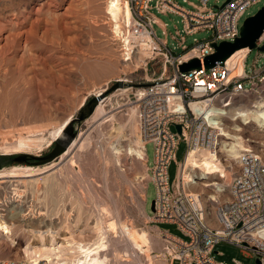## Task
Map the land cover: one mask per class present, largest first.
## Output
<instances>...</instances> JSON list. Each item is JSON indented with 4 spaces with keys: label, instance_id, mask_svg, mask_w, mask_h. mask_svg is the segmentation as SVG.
<instances>
[{
    "label": "rangeland",
    "instance_id": "1",
    "mask_svg": "<svg viewBox=\"0 0 264 264\" xmlns=\"http://www.w3.org/2000/svg\"><path fill=\"white\" fill-rule=\"evenodd\" d=\"M43 1L0 0V20L6 18L11 11L39 5ZM107 1H52L54 15L61 14L68 3H71L72 9H69L67 14L75 10L73 15H66L64 20L62 19V22H67L61 23L51 18L57 23L56 26V23L53 24L49 18V25L51 26L52 23L54 27L52 36L55 35L60 39L56 37V41L52 42H50L52 37L49 42L47 39L44 40L47 42H42L43 39L39 40L36 48L30 51L41 57V60L45 59L40 65L42 68H37L35 77L30 76L31 79L24 73L22 66L24 63L20 64L16 61L21 51L14 48L9 51L0 50L2 53V56L0 54V157L2 158L0 170L17 169L16 177L0 178V204L6 208L13 200L20 201L19 203L23 204L24 214L23 218L14 223L6 221L10 225V233L5 234L0 231V258H14L28 263L31 254L26 256V251L49 246L53 234L55 238L53 246H58L61 250L59 254L63 260H70L75 254L69 250L70 248L59 244L64 240L93 242L97 238L95 226L97 220L101 221L104 227L106 225L107 264H167L164 256V237L162 231L156 229L154 224L159 229L183 237L175 224L150 221L148 215L153 213L150 206L156 192L152 182L147 186L143 161L128 153L126 157L125 151H122L118 157L113 153L112 147L118 146L116 130H120L124 135L123 145L121 144L123 148L128 145L134 146V135L130 133L126 124L128 115H124L123 111L114 110L123 102L116 96H112L105 105L101 103L102 113L93 117L97 106L100 105L97 104L90 116L74 124L75 138L69 137L68 152L65 154L63 152L57 159L58 163L50 161L45 164H35L10 161V158L22 153L30 155L47 153L53 142L64 135L69 121L76 116L86 101L101 89L106 87L108 90L117 79H124L123 87H128L125 92L127 93L134 91L139 84L147 83L145 78L150 80L160 74V58L146 65L143 61L145 54L124 60L117 33L114 31V21L106 11ZM188 1L200 4L198 0ZM225 1L207 0L206 5L215 8V5L219 6ZM177 2L192 8L186 1L177 0ZM154 3L155 0H152L150 5ZM262 5V2H258L248 7L239 20V26L247 16L254 14ZM151 13L166 23V36L158 24H154L153 28L159 38L166 37L167 46L174 54L182 52L178 45L180 39L172 38L176 30L184 36L183 44L187 47L208 38L211 34L205 29L185 34L180 16L171 13L160 14L155 8H151ZM122 21L121 19L120 25ZM62 24L67 25L65 30ZM59 27L62 28L61 31ZM66 39L69 45L65 44ZM12 54L14 59L9 60ZM263 65L264 53L252 48L244 61L245 70L250 73L253 68L261 69ZM50 68L53 69L49 71ZM167 72H173V67L168 66ZM261 99L264 100V94L241 96L235 100L232 107L251 108L256 100ZM66 118L68 122L62 133L54 139L53 132ZM222 123L225 133L240 137L242 145L254 150L264 161V125L261 127L254 122L244 123L241 118L231 120L228 116L222 118ZM170 129L176 131L173 125ZM135 136L139 140L137 121ZM21 140L23 141L20 143ZM223 140L231 141L225 137ZM226 147V143L223 142L219 153L216 154L225 171L224 177H220V173L216 172L209 175L208 179H199L198 176L203 168L198 167L188 171L191 178L197 182H186L188 189L200 193L205 201L217 197L219 200H224L228 196L226 190L220 192V189L227 185L233 171L238 168V158L231 155ZM185 150V143L178 142L174 158L167 169L170 185L177 177V165L183 160ZM146 154L147 164L152 167L154 148L150 142L146 145ZM57 165L58 167L55 168ZM26 166L46 171L31 177H21ZM3 181L8 182L7 187H3ZM214 182L218 185H204ZM111 220L116 223L115 230L107 226V222ZM124 225L137 231L145 230L149 237V248L142 246L141 250L136 249L126 236ZM213 257L224 264H253L255 260L251 252L250 255H246L242 249L227 242H220L215 246ZM172 264L179 262L174 260Z\"/></svg>",
    "mask_w": 264,
    "mask_h": 264
},
{
    "label": "built area",
    "instance_id": "2",
    "mask_svg": "<svg viewBox=\"0 0 264 264\" xmlns=\"http://www.w3.org/2000/svg\"><path fill=\"white\" fill-rule=\"evenodd\" d=\"M126 1L131 20L122 21L117 33L122 56H131L128 59L131 60L135 55L145 54V65L160 58V74L150 80L145 78L147 83L127 93L124 79L119 78L116 81L121 85L112 93H105V87L98 91L99 95L98 92L94 95L101 97L98 104L103 105L116 96L123 102L114 110L128 116L131 110L135 113L144 151L141 160L146 169V183L148 186L152 182L156 192L153 213L147 215L153 223L175 224L183 235L162 231L167 264L174 260L179 264H224L213 257L214 248L220 242L232 244L246 255L251 252L264 264V238L259 235L264 231V161L261 156L249 148L240 153L238 168L225 187L228 196L224 200L217 197L205 201L200 193L189 190L182 179V163L189 150L206 149L218 154L221 144L228 142L223 140L224 124L215 110L230 108L241 96L264 94V65L261 69L253 68L250 73L244 68L248 47L244 55H236L230 61L226 59L223 64L206 68L203 63L206 56L215 52V45L222 41L233 42L239 36V20L246 9L258 2L264 4V0H226L215 8L207 7V0H198L199 5L183 0L192 8L177 0H155L153 5H150L152 0ZM151 8L160 14L180 16L185 34L204 29L211 34L187 47L183 44L184 36L176 30L172 38L180 39L178 45L182 52L174 54L167 46L166 37L156 35L153 25L158 24L166 36V23L152 14ZM255 44L264 46V30ZM192 58L200 61V68L181 71L178 66ZM240 58L242 68L236 71ZM168 66L173 67V72H167ZM173 124L180 125V133L170 129ZM180 141L185 143L186 150L177 165V177L170 185L167 169ZM149 142L154 148L152 167L147 164ZM0 264L28 263L0 258ZM34 264L48 263L39 260Z\"/></svg>",
    "mask_w": 264,
    "mask_h": 264
},
{
    "label": "bare ground",
    "instance_id": "3",
    "mask_svg": "<svg viewBox=\"0 0 264 264\" xmlns=\"http://www.w3.org/2000/svg\"><path fill=\"white\" fill-rule=\"evenodd\" d=\"M52 1L53 0H44L43 2L39 3V5H31L28 7L26 6L24 8L17 9L16 11H13V12L11 11V13H9V14L7 13L8 16L6 18L0 20V50L2 49L3 51H9L11 48H14L17 51H21L20 56H19V58H17L16 61L20 64L24 63V65H22L24 67V73L26 75H28L29 78H30V76L35 75L36 69L41 67L40 66V65H42L41 63L45 60V59L41 60V57L39 58L38 55H34L30 51L32 49L36 48L39 40L43 39L42 42H47V40L49 42L51 40V37L53 39L50 42L55 40L57 36L56 37H55V35L52 36V34H54V32H53L54 22L56 20H58L59 22L61 21V23L67 22V21L62 22V19L64 17H66V15H68V16L73 15L74 10H75L74 9L75 7H74L73 8L74 10H72L73 13L67 14L69 9H72V7L70 5L71 3L70 4L68 3L65 6V8H63L64 11H62L61 14L59 13V14L54 15L53 10H52V5H53ZM75 4H76V2H75ZM106 11H107V14L110 16V18L114 21L113 27H114L115 33H118L120 30V23L119 22L121 19L124 22L131 20L130 10H129V6H128V3L126 0L125 1L124 0H108L107 5H106ZM49 18H50V20H51V18H53L55 20L54 22L51 20L53 23V24L51 23V26L49 25L50 24ZM72 22H73V19H72ZM69 24H70V22H69ZM56 25H57V23L55 24V26ZM67 25H68V23H67ZM67 25L65 26V24H64L63 26H65V27L62 26L64 28V30L67 28ZM68 27L70 29V26H68ZM71 27H72V25H71ZM61 29L62 28H60L59 31H61ZM74 29H75V26H74ZM55 30H56V27H55ZM62 32L64 33V31H62ZM66 32H67V30H66ZM60 37H61V35H60ZM45 39H47V40L44 41ZM58 39H60V38H58ZM66 40H67V42H65V41L64 42H65V44L66 43L68 44V39H66ZM71 40H72V38H71ZM62 41H63V39H62ZM45 45H47V44H45ZM47 49H48V47H47ZM246 51H247V47L240 48V49L236 50L234 53H232L227 58V61H230L236 55H240V56L244 55V53H246ZM0 54L2 56L1 51H0ZM127 54L129 55V53H127ZM58 57H60V56H58ZM129 58H131V56H128L124 59L126 61ZM8 59L13 60L14 59L13 54H12V57H9ZM47 66H49V65L47 64ZM50 67H52V66H50ZM240 68H242V59L241 58L239 59L238 64H236V71H238ZM5 69H4V72H5ZM52 69L50 68L49 71ZM49 71L47 70V73ZM53 71H52V74H53ZM20 74H21V72H20ZM45 74H46V71H45ZM41 75L42 74H40V76ZM48 78H49V76H48ZM48 78L46 80H48ZM46 80H44V83ZM51 80H53V79L51 78ZM38 81H40V80H38ZM38 81H36V82H38ZM41 81H42V79H41ZM32 83H33V80H32ZM39 83H41V82H39ZM36 84H38V83H36ZM99 94H100V92L97 93V95H99ZM99 104L100 105L97 106V108L93 114V117L102 113V105H101V103H99ZM195 105L196 104H192L193 107ZM207 111L209 112L210 110H207ZM215 111H216L215 114L217 115V118H220V119L225 117V116H228L231 118V120H234L236 118H241L244 123L254 122L261 127L264 125V100H262V99L256 100L251 108H246V107L235 108V107L231 106L228 109H223V108L219 107V109H217ZM129 114L130 115L127 118L126 124L128 125L127 127H129V129H130V133H132L134 135V140H133L134 146H130V145L127 146V144H126L127 147L123 148L122 141L124 140V135L121 134L120 130H118V131L116 130V132L118 133V134H116L118 136L117 137L118 139L117 140L115 139V140L117 141L118 146L112 147L113 153H115L118 157V155H120L122 153V151L123 152L125 151L126 154L127 153L129 155L132 154L137 159L141 160L142 158H144V151L142 148V142H140L139 140H137L135 138L136 137L135 136V131H136L135 113L133 110H131V112ZM68 118H66L62 122V124H60L56 128V130L53 132L54 139H56V137L60 136L64 126L68 122ZM118 129H119V127H118ZM222 135H224L226 139L231 140L230 142H225L226 146L228 147V148L226 147L227 151H229L231 155L238 158L240 155V152L248 149L242 145L240 137L225 133L224 129H222ZM22 141L23 140H21L20 143ZM81 143H82V141H81ZM66 151L68 152V150H66ZM204 151H207V150L206 149H192V150L188 151V153L185 157V160L182 163V166H183L182 179H183L184 184H187L186 182L197 183L191 178V174L189 172L195 168H198V167L203 168V171L201 172V174L199 176L197 175L199 179H208L209 175H212L216 172L220 173V177L225 176V171L221 167L220 162L218 161L216 154L211 152V151H207V152H204ZM128 154L126 155V157L128 156ZM72 162H73V160H72ZM118 165H120V164H118ZM45 171L46 170H40V168L32 169L31 167L26 166L24 168V173H23V175H21V177H29V176L31 177L33 175H36V174H39V173H42ZM16 175H17V169H11L9 171H7L5 169L0 170V178L16 177ZM7 184H8L7 181L4 182L3 187H7L8 186ZM204 185L205 186H212V185H218V183H216V182L206 183ZM225 187H226V185L222 186L220 190L224 191L226 189ZM19 202H16L13 200L10 203L9 207H6V208H3V206L0 204V231H2L5 234L10 233V225L7 224L6 221H9V223H14L15 221L23 218V216H24L23 207H22L23 204L21 205L20 204L21 202L20 203ZM107 223H108L107 226H109V227L113 228V230H115L114 228H115L116 223L114 220H111ZM95 226H96V230H97V238L93 242H91V243H82L81 242L80 243V242H76L74 240H71V241L70 240H64L61 244H59V246L70 248L69 250L75 254L73 256V258H71L70 260H63L62 259L61 255L59 254V252L61 250L58 248V246H53L55 243L54 235L51 232H49V230H46L52 234L51 235V239H52L51 243L49 244V246L38 248L37 250L26 251V254H27L26 256H29V254H31V256L28 257V259H29L28 264L37 263L39 260H45L48 264H107L108 258L105 256V255H107L106 254V251H107L106 237L107 236H106V229H105L106 225L104 227L102 222L101 221L99 222V220H97V222L95 223ZM121 226H122V224H121ZM123 229H125V233L127 234L126 236H128V239L131 241V244L133 243L135 245L136 249L138 248L139 250H141L142 246L143 247L145 246V248L147 246V248H149V245H150L149 237H148V233L145 230L137 231V230H133L131 227L130 228L126 227L125 225H124ZM109 231H110V229H109ZM123 232H124V230H123ZM259 235L262 238H264V231L260 232Z\"/></svg>",
    "mask_w": 264,
    "mask_h": 264
},
{
    "label": "water",
    "instance_id": "4",
    "mask_svg": "<svg viewBox=\"0 0 264 264\" xmlns=\"http://www.w3.org/2000/svg\"><path fill=\"white\" fill-rule=\"evenodd\" d=\"M264 30V4L252 15L247 16L240 26V33L237 38L233 42L222 41L219 44L215 45V52L210 54L204 58V67L210 68L214 67L216 64H223L224 61L236 50L244 47H248L250 50L252 48H256L261 52H264V46L256 47V40L262 34ZM179 69L181 71H188L192 69L200 68V61L197 58H192L187 62H183L180 64ZM120 82H115L113 85L106 90L105 93H109L114 91L116 88L120 87ZM101 97L94 96L86 101V103L81 107L76 116L71 119L67 125L65 131L70 130V138H75V132L73 129L74 122H81L85 118L91 115L94 111L95 107L98 104V101ZM176 131L180 133V125L173 124ZM67 150V146H56L44 155H30V154H18L12 158L10 161L16 163L28 162V159H33L35 164H45L52 161L56 156H60L63 152ZM153 211V201L150 206ZM253 264H261V261L258 257L255 258Z\"/></svg>",
    "mask_w": 264,
    "mask_h": 264
},
{
    "label": "flooded vegetation",
    "instance_id": "5",
    "mask_svg": "<svg viewBox=\"0 0 264 264\" xmlns=\"http://www.w3.org/2000/svg\"><path fill=\"white\" fill-rule=\"evenodd\" d=\"M75 123H77V122H74L73 123V125L72 126H74V124ZM75 132V131H74ZM70 130H67V131H65L64 132V135L62 136V137H60V138H58V139H56L54 142H53V145L50 147V149L47 151V153L49 152V151H51L55 146H56V144H58L59 146H67V142H68V139H69V137H70ZM67 152V151H66ZM66 152H64V154L66 153ZM46 154V153H45ZM63 154V153H62ZM61 154V155H62ZM60 155V156H61ZM59 155L58 156H56L52 161H56V163H58V161H57V159H59V157H60ZM28 162H32V163H34V160L33 159H28ZM1 163H2V158L0 157V165H1ZM56 167H58V165L57 166H55V168Z\"/></svg>",
    "mask_w": 264,
    "mask_h": 264
},
{
    "label": "crops",
    "instance_id": "6",
    "mask_svg": "<svg viewBox=\"0 0 264 264\" xmlns=\"http://www.w3.org/2000/svg\"><path fill=\"white\" fill-rule=\"evenodd\" d=\"M154 226L156 227V229L160 230V231H167V230H162V229H159L158 226L156 224H154ZM163 234V233H162Z\"/></svg>",
    "mask_w": 264,
    "mask_h": 264
},
{
    "label": "trees",
    "instance_id": "7",
    "mask_svg": "<svg viewBox=\"0 0 264 264\" xmlns=\"http://www.w3.org/2000/svg\"><path fill=\"white\" fill-rule=\"evenodd\" d=\"M63 131V130H62Z\"/></svg>",
    "mask_w": 264,
    "mask_h": 264
}]
</instances>
